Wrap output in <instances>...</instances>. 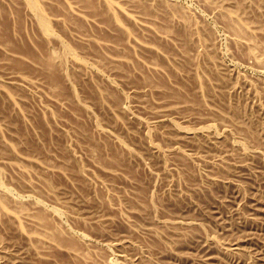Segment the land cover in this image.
Here are the masks:
<instances>
[{
  "label": "rangeland",
  "instance_id": "1",
  "mask_svg": "<svg viewBox=\"0 0 264 264\" xmlns=\"http://www.w3.org/2000/svg\"><path fill=\"white\" fill-rule=\"evenodd\" d=\"M0 264H264V0H0Z\"/></svg>",
  "mask_w": 264,
  "mask_h": 264
}]
</instances>
